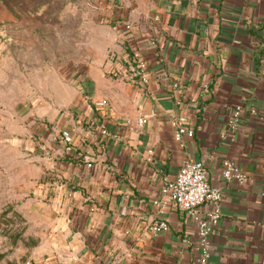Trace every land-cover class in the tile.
Listing matches in <instances>:
<instances>
[{
	"label": "crops",
	"instance_id": "obj_1",
	"mask_svg": "<svg viewBox=\"0 0 264 264\" xmlns=\"http://www.w3.org/2000/svg\"><path fill=\"white\" fill-rule=\"evenodd\" d=\"M91 1L108 34H97L102 51L76 78L77 102L42 126L48 174L38 203L50 242L31 264H199L195 221L161 193L163 177L187 160L203 161L224 193L209 263H260L264 0ZM134 50L145 62L144 83L125 61ZM239 107L241 125L231 129ZM181 114L195 133L179 141ZM224 158L244 169V182L224 179ZM156 220L168 229L153 232Z\"/></svg>",
	"mask_w": 264,
	"mask_h": 264
},
{
	"label": "rangeland",
	"instance_id": "obj_2",
	"mask_svg": "<svg viewBox=\"0 0 264 264\" xmlns=\"http://www.w3.org/2000/svg\"><path fill=\"white\" fill-rule=\"evenodd\" d=\"M95 5L0 0V264H31L49 245L42 126L77 102L76 78L102 51Z\"/></svg>",
	"mask_w": 264,
	"mask_h": 264
},
{
	"label": "built area",
	"instance_id": "obj_3",
	"mask_svg": "<svg viewBox=\"0 0 264 264\" xmlns=\"http://www.w3.org/2000/svg\"><path fill=\"white\" fill-rule=\"evenodd\" d=\"M152 42L155 43L156 41ZM125 61L129 65L136 64L138 66L140 82L144 83L148 80L145 62L140 58L138 50L129 52ZM115 72L116 74L118 73L117 70ZM175 86L177 87L178 83ZM177 102L180 103L181 101L178 100ZM146 120V117L140 116L138 123L143 124ZM241 120L242 108H234L228 121L229 128L238 129L241 125ZM174 124V137L176 140L182 141L184 135L194 136V128L188 123L184 114L177 116ZM101 131L103 134L109 133L106 124H102ZM61 137L65 141V149L68 152L72 151L73 142L70 131L62 130ZM222 173L227 181L244 182L247 179V173L244 169L230 158L223 159ZM161 193L169 203L184 210L189 218L195 221L201 250V255L198 259L199 264H210L209 259L212 253L211 234L222 216L224 193L220 187L210 182L209 170L205 163L201 160H187L181 165L174 177L168 175L163 177ZM161 201V198L154 200L156 203ZM168 227L169 225L165 220H156L150 226L153 232H159L168 229ZM258 264H264V259Z\"/></svg>",
	"mask_w": 264,
	"mask_h": 264
}]
</instances>
